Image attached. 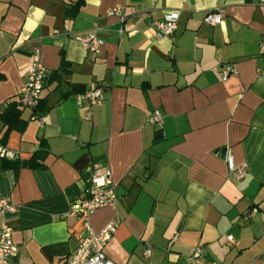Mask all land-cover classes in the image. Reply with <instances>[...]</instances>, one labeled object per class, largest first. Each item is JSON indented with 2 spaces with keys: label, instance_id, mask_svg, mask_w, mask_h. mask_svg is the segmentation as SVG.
Here are the masks:
<instances>
[{
  "label": "crops",
  "instance_id": "0c3cea01",
  "mask_svg": "<svg viewBox=\"0 0 264 264\" xmlns=\"http://www.w3.org/2000/svg\"><path fill=\"white\" fill-rule=\"evenodd\" d=\"M117 5L123 21L105 16ZM216 7L222 21L204 23ZM169 11L175 31L155 37L149 21ZM94 24L98 54L76 39ZM34 48L49 109L40 123L20 106L25 124L2 147L11 159L41 142L47 153L40 165L0 169V197L13 206L0 223L12 228L16 264L66 263L84 234L70 202L105 170L118 202L90 220L94 230L116 223L104 248L115 264H187L196 246L207 264H264V1L0 0V109L18 98ZM224 64L237 73L222 81ZM93 87L102 100L78 105ZM155 109L160 125L147 122ZM223 148L247 165L242 179L228 176Z\"/></svg>",
  "mask_w": 264,
  "mask_h": 264
},
{
  "label": "built area",
  "instance_id": "2783aa9c",
  "mask_svg": "<svg viewBox=\"0 0 264 264\" xmlns=\"http://www.w3.org/2000/svg\"><path fill=\"white\" fill-rule=\"evenodd\" d=\"M264 1V0H260ZM106 17H116L123 21L125 18L124 7L117 5L109 8L105 12ZM224 17L222 7H216L207 10L203 16V22L209 25L219 24ZM177 11H169L160 19L149 21L150 28L155 37H162L172 34L177 25ZM100 27L97 24L83 34H77L76 39L81 47L89 52L98 54L103 45V39L99 34ZM122 30L119 29V33ZM57 34V30L54 31ZM237 70L232 64H224L220 67V77L225 81L230 76L235 75ZM47 70L40 61V50L34 48L31 53V62L26 72L25 81L19 88L18 99L20 105L31 110L30 119H37L41 123V116L35 113V108L40 101L44 90ZM102 100V90L99 87H93L76 94L78 105L86 102L89 105L99 103ZM150 124L160 125L162 115L159 110H153L147 118ZM0 157L12 158L13 154L6 148L0 146ZM228 176L232 179H242L247 172L245 163L236 164L231 154L227 153L224 157ZM87 184L82 195L74 198L69 205L68 215L77 217L81 220L83 236L73 253L69 256L65 264H115L104 253L105 245L115 232L116 223L112 220L106 222L99 230H94L91 225V215L98 208L110 207L114 209L118 202L114 186L110 180L107 170L103 172H94L87 179ZM13 210V206L4 197H0V215L4 216L7 212ZM256 209L249 210L245 218H250ZM229 243L233 242L231 235H227ZM144 257H149L151 248L146 246ZM18 255V246L12 239V228L5 222L0 223V264H16ZM187 264H207V260L200 246H196L186 258Z\"/></svg>",
  "mask_w": 264,
  "mask_h": 264
},
{
  "label": "trees",
  "instance_id": "16d2710c",
  "mask_svg": "<svg viewBox=\"0 0 264 264\" xmlns=\"http://www.w3.org/2000/svg\"><path fill=\"white\" fill-rule=\"evenodd\" d=\"M80 5V2H75L72 7L73 9H77V7ZM68 62L64 60L62 57L61 59V65L60 68L65 71L66 67L68 66ZM20 102L19 99L16 98L15 100H9L4 107L0 109V121L3 124V130L0 133V146H4L6 142V138L8 136V133L14 129L15 127L22 128L25 124V121H23L20 118ZM49 109V106L47 105L46 97H43L38 102L35 113L38 116H42L46 113V111ZM161 139V135L159 132H156L153 140L159 141ZM40 147L33 152V154L30 156L29 159L26 160H20L16 158H6V157H0V169L4 168H12L14 170L20 168V167H31L34 165H40L39 161L43 159V157L47 153V148L45 145H43V142Z\"/></svg>",
  "mask_w": 264,
  "mask_h": 264
},
{
  "label": "water",
  "instance_id": "95a60500",
  "mask_svg": "<svg viewBox=\"0 0 264 264\" xmlns=\"http://www.w3.org/2000/svg\"><path fill=\"white\" fill-rule=\"evenodd\" d=\"M224 155H225V149L223 148L221 149V156L224 157Z\"/></svg>",
  "mask_w": 264,
  "mask_h": 264
}]
</instances>
